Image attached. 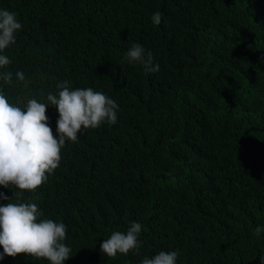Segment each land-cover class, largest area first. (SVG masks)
<instances>
[{
  "label": "trees",
  "instance_id": "trees-1",
  "mask_svg": "<svg viewBox=\"0 0 264 264\" xmlns=\"http://www.w3.org/2000/svg\"><path fill=\"white\" fill-rule=\"evenodd\" d=\"M0 10L23 26L0 52L11 61L0 68L12 74L11 84L0 80L10 102L47 104L69 81L118 105L115 124L66 141L35 192L0 186L11 198L0 205L15 193L64 223V264H141L160 251L178 252L176 264H260L264 0H0ZM135 43L158 72L124 59ZM46 115L58 135L56 107ZM131 222L143 226L139 254L105 256L103 240ZM0 264L49 262L20 254Z\"/></svg>",
  "mask_w": 264,
  "mask_h": 264
},
{
  "label": "clouds",
  "instance_id": "clouds-1",
  "mask_svg": "<svg viewBox=\"0 0 264 264\" xmlns=\"http://www.w3.org/2000/svg\"><path fill=\"white\" fill-rule=\"evenodd\" d=\"M161 19L159 11L151 17L155 25H159ZM22 27L14 12L0 10V52L16 43V33ZM124 59L130 64L138 62L146 73L159 71L151 51L145 52L139 43L128 49ZM10 63L7 56L0 55V68ZM16 78L28 88L29 81L23 72L18 71ZM0 80L6 85L11 84L12 74L0 73ZM69 83L64 81L57 85L58 95L49 92L47 104L34 98L27 99L26 103L20 99L12 103L0 91V186L35 192L59 167L66 141L76 142L82 130L96 129L105 122L116 123L118 105L113 99L90 87L73 90ZM49 105L55 106L59 114L58 135H54L48 123ZM14 196L17 202L0 205V247L3 248L0 260L5 256L25 254L49 264H64L72 251L64 243L66 225L42 219L44 213L36 203L20 202L19 196L15 193ZM0 199L9 201L11 198L0 193ZM142 227L139 222H131L126 233L113 232L100 244L101 252L110 258L130 251L139 254L141 242L138 237ZM261 231L259 226L255 230L257 235ZM178 255L176 251H160L152 258L145 257L141 264H176ZM259 260L264 264V255Z\"/></svg>",
  "mask_w": 264,
  "mask_h": 264
}]
</instances>
